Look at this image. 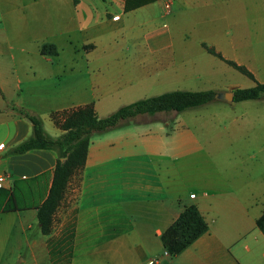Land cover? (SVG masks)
I'll list each match as a JSON object with an SVG mask.
<instances>
[{
    "label": "crops",
    "instance_id": "obj_1",
    "mask_svg": "<svg viewBox=\"0 0 264 264\" xmlns=\"http://www.w3.org/2000/svg\"><path fill=\"white\" fill-rule=\"evenodd\" d=\"M28 4L27 11L21 3L0 6V174L6 177L0 264H53L48 238H59L69 221V264H264V233L256 223L264 211V172L255 153L220 135V111L188 121L140 114L94 133L50 234L40 231L37 209L49 191L57 152H8L32 131L20 108L58 136L53 111L92 102L104 116L136 100L129 97L151 80L205 81L216 92L245 87L224 83L235 68L203 42L264 80V0H151L128 10L125 0ZM44 42H53L57 54H41ZM4 191L13 197L9 209ZM190 203L207 229L170 255L160 235Z\"/></svg>",
    "mask_w": 264,
    "mask_h": 264
},
{
    "label": "trees",
    "instance_id": "obj_2",
    "mask_svg": "<svg viewBox=\"0 0 264 264\" xmlns=\"http://www.w3.org/2000/svg\"><path fill=\"white\" fill-rule=\"evenodd\" d=\"M151 0H125V9H130ZM203 46L210 53L218 56L241 73L255 80V84L233 89V100L254 99L264 94V82L256 80L254 74L245 65L229 59L221 54L214 46L203 42ZM58 50L53 42H44L40 46L41 54H57ZM213 89H173L147 97L138 98L119 106L105 116H99L92 102L61 111H53L51 117L62 129L58 136L45 132L41 118L24 109H19L32 122L31 134L12 146L8 152L18 153L31 148H51L57 152V160L53 169V177L47 196L38 205L37 220L40 231L50 234L56 210L65 197L71 179H79L87 156L88 145L94 133L102 132L119 126L125 120L140 114L153 115L156 112L182 111L187 108L205 104L215 98ZM168 119H171L168 118ZM167 119V120H168ZM172 120V119H171ZM66 157L65 160H62ZM1 190V189H0ZM2 191V190H1ZM5 208H11L13 197L8 191ZM3 192V193H4ZM258 227L264 233V211L256 219ZM207 229V222L196 204L184 206L178 216L165 228L160 238L164 248L170 255H175L195 240ZM74 223L65 224L62 235L48 238V244L53 264H69L72 256V242Z\"/></svg>",
    "mask_w": 264,
    "mask_h": 264
},
{
    "label": "rangeland",
    "instance_id": "obj_3",
    "mask_svg": "<svg viewBox=\"0 0 264 264\" xmlns=\"http://www.w3.org/2000/svg\"><path fill=\"white\" fill-rule=\"evenodd\" d=\"M29 2L30 0H6L5 2H0V4L2 3L0 6L5 8H13L18 7L21 3L22 5L20 6V8L27 11V5H29ZM43 2L44 1H39V5ZM233 71L234 72L230 74L228 80H225L224 83L229 81L230 83L237 84L238 86H251L255 84V80H253L249 76L241 73L236 69H234ZM158 80L159 81L151 80L150 86L144 89L140 93V95L134 94L129 98L138 99L173 89H207L210 86V82L206 83L205 81H199L198 83L188 85L182 81L177 82L169 78H159ZM256 80L258 79L256 78ZM163 81L165 82L163 83ZM119 104L121 105V103ZM120 105H116L115 109H117ZM112 110L114 111V109L106 111V114H109L110 112H112ZM221 111L223 113H221ZM215 112H219L218 114H222V117L218 118L220 126L218 130L220 131V135L228 139L227 142L230 146L236 145L240 150H246V152L255 153L254 161L256 162V167H260L264 172V94L256 99L234 101L232 103L221 100H211L205 104L187 108L179 112H156L152 115V117L159 119H168L172 117L173 114H175V117L172 118L173 120L175 118H183L188 121L191 115L210 118L213 114H216ZM2 194L3 197L6 196V192ZM68 201L69 198L67 197L64 200L63 207H61L62 209L66 208ZM12 202L13 201L11 200L10 203ZM55 221V224L57 226L59 222L58 215L56 216ZM54 228V230H58L57 227ZM13 244L14 241L11 239L9 245ZM12 258L14 263H18V257L12 255Z\"/></svg>",
    "mask_w": 264,
    "mask_h": 264
},
{
    "label": "water",
    "instance_id": "obj_4",
    "mask_svg": "<svg viewBox=\"0 0 264 264\" xmlns=\"http://www.w3.org/2000/svg\"><path fill=\"white\" fill-rule=\"evenodd\" d=\"M215 97L226 100V101H232L234 97L233 89L216 92ZM65 159L66 157L62 158V160H65Z\"/></svg>",
    "mask_w": 264,
    "mask_h": 264
},
{
    "label": "built area",
    "instance_id": "obj_5",
    "mask_svg": "<svg viewBox=\"0 0 264 264\" xmlns=\"http://www.w3.org/2000/svg\"><path fill=\"white\" fill-rule=\"evenodd\" d=\"M165 9H166V11L170 10V2L169 1L165 2ZM5 180H6L5 175L4 174H0V187H3ZM191 195L193 196V194H191ZM153 262H154V260H152V259L148 261L149 264H152Z\"/></svg>",
    "mask_w": 264,
    "mask_h": 264
}]
</instances>
